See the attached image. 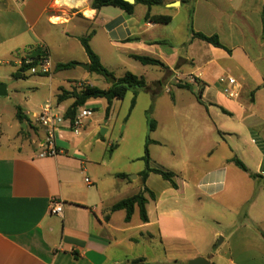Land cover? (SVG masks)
<instances>
[{
    "label": "crops",
    "instance_id": "crops-1",
    "mask_svg": "<svg viewBox=\"0 0 264 264\" xmlns=\"http://www.w3.org/2000/svg\"><path fill=\"white\" fill-rule=\"evenodd\" d=\"M92 2L0 0V60L6 58L5 64H13L16 68L12 77L29 85H46L39 78L44 76H34L38 79L30 80L33 75L19 69L17 64L36 49L46 51L55 66L68 62L89 64L85 51L80 61L64 51L67 52L73 42L81 45V37L93 33L92 43L102 33L111 47L119 49L131 60L136 61L132 56H145L161 61L165 67H154L166 71L164 78L168 84L157 80L152 85L162 87L165 84L167 91L173 94L172 99H175L174 89H184L175 86L177 76L185 79L191 90L197 88L201 99L194 106L205 111V114L198 112V122L206 131L188 136L183 150L172 146L179 155L175 169L152 164L150 156L151 168L174 174L175 188L154 173L143 184L139 174L144 169L133 180L125 173L111 170L105 160L112 156L109 152L112 145L106 144L105 140L96 139L97 149H92L90 143L79 148L84 141L83 133L90 138L95 135L93 120L88 121L83 133H62L57 156L40 158L44 130L33 124L31 114L39 112L43 104H39L36 112L19 106L26 118L25 122H20L15 114L20 128L25 132L33 128L37 131L28 141L16 135L21 141L17 147H0V264H129L133 260H140L139 264H188L198 257L208 259L211 264H264L261 235L264 233V214H250L255 201L246 196L244 203L250 204L245 214H212L210 218L217 228L209 230L202 226L196 231V238L189 237L186 216L176 208L180 184L175 181V177L178 179L180 173L192 167L193 158L189 156L191 151L195 154L196 149L192 147L199 144L198 139H207L204 152L210 153L213 148L209 136L213 133L223 136V142H226L225 138L238 137L243 132H257L264 138V116L257 113L258 106L264 101V0H163V13H158L155 10L158 6H155L150 15L170 16L172 19L167 24L146 20L149 10L143 5H137L134 14L129 16L115 7L95 10ZM183 5L188 10V17L192 11L195 32L217 35L230 51L190 38L177 52L171 53L166 48L174 43L171 35H159L158 31L162 25L170 27L174 24ZM49 42L63 53L53 56V46ZM95 53L104 66L101 54ZM77 64L72 70L80 69ZM59 71L50 77L48 85V100L55 98L56 104L57 96L63 90L72 91V84L76 82L53 78ZM19 72L23 76L16 79L14 74ZM86 74L91 75L87 71ZM224 76H231L239 83L237 98L223 92L225 85L220 84L219 79ZM190 77L194 78V83ZM72 103L69 99L59 106L67 111ZM175 105L176 99L173 100ZM221 115L231 122L236 121L239 128L226 127L229 122ZM158 123L156 119L157 126L150 138L153 143L149 146L164 144L154 137ZM107 133L108 130L102 135L104 139ZM260 150L263 157L256 173L246 167L264 180V148ZM95 151L100 153L93 158ZM231 159H226V164H233ZM225 171V167H221L214 178L212 171H208L206 175L210 180L199 187L205 188L208 196L222 192L228 178ZM154 175L163 179L158 190L151 185L152 180L158 181ZM86 178L92 185L85 182ZM183 183L189 186L187 182ZM144 187L154 195L151 198L146 194L147 223H143L140 216L133 221L136 212L139 213L138 208L130 222L125 221V211L111 212L116 203L136 195ZM116 191L132 194L122 198ZM53 202L61 203V216L50 213ZM262 205L264 207V202ZM185 242L192 249L187 257L180 251L183 248L180 249V245Z\"/></svg>",
    "mask_w": 264,
    "mask_h": 264
},
{
    "label": "rangeland",
    "instance_id": "rangeland-1",
    "mask_svg": "<svg viewBox=\"0 0 264 264\" xmlns=\"http://www.w3.org/2000/svg\"><path fill=\"white\" fill-rule=\"evenodd\" d=\"M155 10L158 13H163L164 7L158 6L155 7ZM180 12L181 14L172 26L166 27L162 25L158 31L159 35H171L174 43L172 42L170 47H166L171 53L177 52L180 48L179 46L183 42L188 43L191 38L188 10L183 5ZM49 43L53 46V56H60L63 53L62 50L55 47L54 43ZM90 44L93 50L101 54L105 68L113 71L115 77L120 78L126 72H131L134 75L143 76L147 86L151 89L150 91L147 89L139 90L136 105L131 112L130 106L134 97L132 90L127 93L123 100L114 101L108 119L106 118L107 101L105 99L89 100L85 107L95 111L94 116L91 118L95 135L90 138L81 131L83 133L81 138H84V141L79 148L83 149L85 144L90 143L92 149H97L96 139L105 140L106 144L113 146L112 156L111 158L106 157L105 163L110 166L112 171L125 173L130 180H133V177H136L138 172L145 169V162L142 157L144 156L146 139L147 137L151 138L147 112L152 109L151 118L159 121L154 137L164 143L162 146H149L150 156L153 158L152 164L169 170L175 169L179 155L172 146L175 145L176 148L179 147L183 150L187 145L186 143H188V136L206 131L198 122V112L205 114V111L194 106L197 100L200 101L201 99L200 91L197 88L191 90V87L189 89H174L176 105L173 106V100L175 99H172L173 94L170 93L171 91H167L165 84L162 87L152 85L153 81L157 80L165 81L168 84L164 78L166 76L164 69L145 66L131 60L123 55L119 49L111 47L108 40H106V36L102 35V33ZM160 47H164V45ZM64 53L68 54L69 57H73L76 61H80L82 56H85L84 49L78 42H73L71 48L67 52L64 51ZM6 60L8 59L2 58L0 60V83L7 88V94L0 96V147L5 149L19 146L21 141L19 142L16 135H19L23 141H28L31 134L37 131L33 128L25 132L20 128L15 117L17 108L20 106L23 110L36 112L39 104H44L46 99L48 100L50 97L48 86L50 77H39L46 83L43 86L29 85L17 81L12 77L16 68L13 64H5ZM54 73L55 71H53ZM53 78L57 80H75L76 82H73L72 88H77L78 83H81L82 87L90 85L101 89H107L111 85L102 76L96 74L87 75L86 70L84 71L82 68L59 71ZM83 78H86L87 81H82ZM29 79L36 80L38 78L31 76ZM182 81L187 83L185 79ZM174 84L177 88L180 85L178 82ZM37 89H39L38 92ZM155 91L156 94L154 95ZM52 99L54 101L55 98ZM204 105L207 106L208 104L204 103ZM257 113L261 117L264 116V101L258 106ZM212 116L215 117L213 114ZM222 117L225 118L224 116ZM225 119H227V123L229 122L226 127L231 129L239 128L236 121L231 122L228 118ZM108 120L109 122L106 125L105 121ZM88 123L87 121L86 124ZM103 129L108 130L105 139L101 134ZM209 137H211L210 147L213 148L210 153L204 152L207 149V145L204 143L205 141L207 142V139L196 140L199 144L192 147L196 149V152L193 154V151H191L189 156L193 158V160L191 159L193 161L191 162L192 167L187 168L189 171L186 170L180 173L178 179L175 177V181L178 180L180 184V198L178 195L176 208L179 209L181 214H185L187 233L189 237L194 238H196V231L202 226L209 230L217 228L210 218L212 214H223L224 216L225 214H245L250 204L244 203L246 196L250 198V201H255L250 214H264L262 205V202H264V180L261 178L250 179L247 174L234 164H226L225 162L226 159L237 156L251 172L256 173L258 163L263 157V152L260 150L264 148L262 134L243 132L238 137L225 138L226 142H223V136L216 133ZM252 140H255V143ZM99 153L95 151L92 157H97ZM179 165L181 167V164ZM221 167H225L226 178L228 177L224 184V190L216 195L208 196L205 193V188L199 187V184H205L210 180V176L208 178L206 175L208 171H212L213 178L215 175H219ZM154 177L158 181L152 180L151 185L158 190L163 179L156 175ZM183 181L187 182L189 186L184 185ZM193 185H197V187ZM116 193L121 194L120 197L122 198L132 194V192H129L131 194H125V192L118 193V191ZM138 219L139 213L137 211L133 221ZM202 222L204 225H201ZM219 229L222 228L219 227ZM220 238H218L216 244L220 241ZM181 248L182 250L180 251L183 256L187 257L191 254H188L192 249H190L191 246L187 242L182 243L180 245Z\"/></svg>",
    "mask_w": 264,
    "mask_h": 264
},
{
    "label": "trees",
    "instance_id": "trees-1",
    "mask_svg": "<svg viewBox=\"0 0 264 264\" xmlns=\"http://www.w3.org/2000/svg\"><path fill=\"white\" fill-rule=\"evenodd\" d=\"M137 5H143L148 8L149 11L145 17L146 20H150L157 24H167L172 19L170 16H151L150 15V10L155 6L163 5V0H135V3L133 4L126 2L125 0H93L92 2V7L95 10H100L103 7H115V8L122 10L124 13H126L129 16H132L134 14L135 7ZM262 21L264 23V7L262 10ZM190 30H191L192 39H199L214 47L222 48L227 51H230L221 44L219 37L217 35L207 36L203 33L194 31L193 23H192V11L190 15ZM92 34L93 33H90L88 36L80 38V43L89 59L90 74H96L98 76H102L111 85L107 89H101L97 86L85 85L81 88L79 87L73 88L72 91L63 90L62 93L57 96L56 102L58 105H60L66 100H69V99L73 100V103L66 111L67 118H73L75 114L77 113L78 109L81 107H84L85 104L89 100L105 99L108 103V106L106 108V118L108 119L110 117V112H111L113 102L115 100H123L130 90H132L134 93V97L131 101V106H130V112H131L136 105V99H137L139 90L147 89L148 91H150L151 89L150 87L147 86V82L145 78L142 76H137L131 72H126L122 77L117 78L115 77V74L113 72L107 70L101 63L99 56L95 53V51L91 47L90 40L92 38ZM45 53L46 51L36 49V51L30 54V57L34 58L37 61L38 59L45 56ZM132 58L145 66L165 67V65L161 61L156 60L154 58L145 57V56H132ZM76 64L77 63L75 62L57 64L54 68V71L70 70V69L75 68ZM34 65H37V63L35 62L32 66ZM24 72H26V70H24ZM22 76L23 75L20 72L14 74V77L16 79H19ZM179 87L189 89L191 86L188 85L187 83H183V84H180ZM155 94H156V91L154 92V95ZM151 113H152V109H150L147 112V116L149 120V130L153 132L156 129L157 124H156V121L151 118ZM16 116L20 122H25L26 118L22 116V111L20 108H17ZM151 143H153V141L150 139V137H147L146 143H145L144 156L142 157V159L145 162V169L139 174L143 184L146 182L148 176L151 173H154V174L160 175L163 179L169 181L171 185L175 188L176 184L173 180L174 174L172 172L164 171L161 169H153L150 167L151 158H150L149 145ZM112 151H113V146L109 149L110 153H112ZM231 162L241 171H243L244 173H247L251 179L263 178L259 174L251 173L249 169L246 167V165L238 157L232 158ZM146 194L149 195V197L151 198L154 197L153 193L149 189L144 187V189L141 190L136 195H133L129 198L123 199L119 201L118 203H116L111 208V212H116V211H121V210L125 211L126 213L125 221L130 222L135 213L136 208H138L141 221L143 223H147L148 215H147L146 205L148 202V198L146 197ZM261 235L264 239L263 232H261ZM139 263H140V260H133L129 264H139Z\"/></svg>",
    "mask_w": 264,
    "mask_h": 264
},
{
    "label": "built area",
    "instance_id": "built-area-1",
    "mask_svg": "<svg viewBox=\"0 0 264 264\" xmlns=\"http://www.w3.org/2000/svg\"><path fill=\"white\" fill-rule=\"evenodd\" d=\"M24 1V0H22ZM37 65L32 66L34 63ZM19 69L26 70L33 76H47L51 77L55 68V65L51 57L45 53V56L37 61L32 57H24L18 61ZM176 81L183 84V78L177 76ZM194 83V78H189ZM220 84L225 85L223 92L231 97L237 98L239 96L238 88L239 83L231 76H224L219 79ZM78 87H82L81 83H78ZM94 116L93 109L87 107H81L73 118L66 117V111L63 110L55 102L48 100L40 107L39 112L31 114V120L33 124L41 127L44 130V140L40 145L41 152L40 158L55 157L60 153L58 141L62 138V133L71 132L74 134H80V132L86 126L87 121L91 120ZM85 182L90 186L91 181L86 178ZM63 207L61 203L53 202L50 213L52 215L61 216Z\"/></svg>",
    "mask_w": 264,
    "mask_h": 264
},
{
    "label": "water",
    "instance_id": "water-1",
    "mask_svg": "<svg viewBox=\"0 0 264 264\" xmlns=\"http://www.w3.org/2000/svg\"><path fill=\"white\" fill-rule=\"evenodd\" d=\"M126 2H129L131 4L135 3V0H125ZM80 68L86 70L87 72H90V65L89 64H77ZM7 94V88L5 85L0 83V96H5ZM106 132L105 129L102 130L101 134L104 135ZM188 264H211V262L203 257H198L190 260Z\"/></svg>",
    "mask_w": 264,
    "mask_h": 264
}]
</instances>
